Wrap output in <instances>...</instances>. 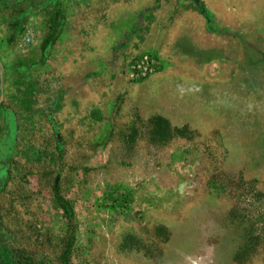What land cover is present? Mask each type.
Instances as JSON below:
<instances>
[{
  "label": "rangeland",
  "instance_id": "374dc122",
  "mask_svg": "<svg viewBox=\"0 0 264 264\" xmlns=\"http://www.w3.org/2000/svg\"><path fill=\"white\" fill-rule=\"evenodd\" d=\"M260 73L264 0H0V264H264Z\"/></svg>",
  "mask_w": 264,
  "mask_h": 264
},
{
  "label": "crops",
  "instance_id": "0c3cea01",
  "mask_svg": "<svg viewBox=\"0 0 264 264\" xmlns=\"http://www.w3.org/2000/svg\"><path fill=\"white\" fill-rule=\"evenodd\" d=\"M202 31L203 34L199 37L190 32L183 33L178 37L175 42L177 58L200 64L214 63L217 61L231 62L234 60L231 55L232 51L223 42V38L226 35L222 33V28L216 21L212 20L210 27L206 25ZM251 52L253 55L257 54V57L262 54L259 48H254ZM249 58L252 57L246 53L243 54L240 65L243 67V64ZM244 73H247L244 76V80H248L250 78L248 70L244 71ZM260 76L261 80H264V73H260Z\"/></svg>",
  "mask_w": 264,
  "mask_h": 264
},
{
  "label": "trees",
  "instance_id": "16d2710c",
  "mask_svg": "<svg viewBox=\"0 0 264 264\" xmlns=\"http://www.w3.org/2000/svg\"><path fill=\"white\" fill-rule=\"evenodd\" d=\"M70 243H71V242H70V239H69L67 245L69 246ZM62 257H65V258L67 257V251H65V252L63 253V256H62Z\"/></svg>",
  "mask_w": 264,
  "mask_h": 264
}]
</instances>
